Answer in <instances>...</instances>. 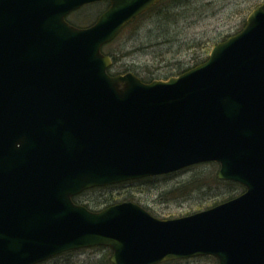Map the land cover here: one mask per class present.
I'll use <instances>...</instances> for the list:
<instances>
[{"label":"water","instance_id":"water-1","mask_svg":"<svg viewBox=\"0 0 264 264\" xmlns=\"http://www.w3.org/2000/svg\"><path fill=\"white\" fill-rule=\"evenodd\" d=\"M0 0V264L110 246L114 264L214 255L264 264V3L203 63L146 82L102 52L158 0ZM217 161L239 195L175 218L133 201L93 211L87 188Z\"/></svg>","mask_w":264,"mask_h":264},{"label":"rangeland","instance_id":"rangeland-1","mask_svg":"<svg viewBox=\"0 0 264 264\" xmlns=\"http://www.w3.org/2000/svg\"><path fill=\"white\" fill-rule=\"evenodd\" d=\"M108 2L102 0L84 5L71 13L68 21L76 27L90 26L108 7ZM263 2L160 0L104 46L103 52L113 59L110 72L130 71L144 81L181 74L204 62L215 44L241 31L250 12ZM219 167L215 161L196 163L163 175L95 187L82 193L79 201L93 211L122 201H134L159 218L180 217L209 208L233 194L234 188L229 184L215 183ZM244 190L243 186L239 193ZM107 198L111 203L105 206L102 202ZM111 255L112 250L103 246L85 247L37 264H113ZM218 263L213 255H200L159 264Z\"/></svg>","mask_w":264,"mask_h":264},{"label":"trees","instance_id":"trees-1","mask_svg":"<svg viewBox=\"0 0 264 264\" xmlns=\"http://www.w3.org/2000/svg\"><path fill=\"white\" fill-rule=\"evenodd\" d=\"M155 7V6H154ZM171 7V6H170ZM149 11V10H148ZM147 12V11H146ZM145 13V12H144ZM153 78H151L150 80H152ZM149 80V81H150ZM215 183L216 184H229L232 188H234V192H233V194L232 195H230L228 198H232L233 196H235L236 194H238L239 193V191L241 190V187H243L242 186V184H240V183H238V182H235V181H230V180H223V179H220L219 177H218V173L217 174H215ZM107 186V185H106ZM101 187V186H100ZM98 188V187H97ZM90 189H95V187L94 188H90ZM90 189H87V190H85L84 192H82V193H85L86 191H88V190H90ZM81 193V194H82ZM81 194H78V195H76V196H74V200L76 201V202H80L79 201V196H81ZM103 204H105V206L106 205H109L110 203H111V200L110 199H105V201L104 202H102ZM103 247H106V248H109L110 250H111V248L110 247H107V246H103Z\"/></svg>","mask_w":264,"mask_h":264},{"label":"flooded vegetation","instance_id":"flooded-vegetation-1","mask_svg":"<svg viewBox=\"0 0 264 264\" xmlns=\"http://www.w3.org/2000/svg\"><path fill=\"white\" fill-rule=\"evenodd\" d=\"M108 4L110 5V1L108 2ZM157 4H158V3H157ZM157 4H155L154 6H156ZM109 5H108V6H109ZM154 6H152L151 9L154 8ZM151 9H150V10H151Z\"/></svg>","mask_w":264,"mask_h":264}]
</instances>
